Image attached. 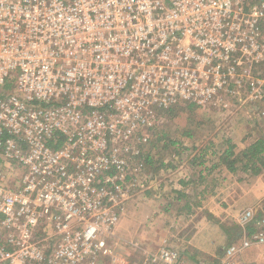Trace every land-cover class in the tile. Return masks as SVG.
Here are the masks:
<instances>
[{
  "label": "built area",
  "instance_id": "obj_1",
  "mask_svg": "<svg viewBox=\"0 0 264 264\" xmlns=\"http://www.w3.org/2000/svg\"><path fill=\"white\" fill-rule=\"evenodd\" d=\"M186 103L264 120V0H0V264L110 257ZM237 222L220 264H264V215ZM147 261L181 264L168 247Z\"/></svg>",
  "mask_w": 264,
  "mask_h": 264
},
{
  "label": "crops",
  "instance_id": "obj_2",
  "mask_svg": "<svg viewBox=\"0 0 264 264\" xmlns=\"http://www.w3.org/2000/svg\"><path fill=\"white\" fill-rule=\"evenodd\" d=\"M255 135L252 141V137L241 143L233 141L236 152L258 141ZM211 149L209 154L210 148H197L194 156L176 167L164 160L156 170L153 165L158 160L147 156L148 171L154 170L151 185L127 202L116 238L122 244L140 246L142 251L172 248L181 264H220L227 247L238 242L239 214L264 200V185L253 179L236 181L221 163L223 151L215 146ZM258 255L259 250L253 249L239 261L254 262Z\"/></svg>",
  "mask_w": 264,
  "mask_h": 264
},
{
  "label": "rangeland",
  "instance_id": "obj_3",
  "mask_svg": "<svg viewBox=\"0 0 264 264\" xmlns=\"http://www.w3.org/2000/svg\"><path fill=\"white\" fill-rule=\"evenodd\" d=\"M239 106L237 103H230L227 108L215 106L209 109L197 107L186 109L184 107L174 112L173 118L164 122L166 126L163 128V134L159 136H162V140L157 144V136H154L150 144L151 156L158 160L157 164L153 165L154 170L158 169L160 162L164 160H168L172 167L178 166L185 159L194 156L197 148H210L209 154H211L213 146L221 152L224 151L227 148V140L241 143L246 138L252 137L250 138L252 141L253 134H256L255 139L264 138V120L257 119L255 116L248 118L246 109H240ZM237 151L240 152L241 149L238 148ZM146 167L148 171V165ZM154 170L150 169L148 173L151 175V171L154 172ZM251 179L255 182L258 180V184L263 186L264 170L260 176L247 178V180ZM263 207L264 200L255 206L244 208L241 213L239 212L238 218L246 210H253L256 215H264ZM239 232L240 230L237 229L238 240ZM117 241H119L117 238L111 240L112 255L108 257L109 259L107 258L106 263L100 264H149L147 261L149 251H142V247L131 245L128 242L122 244L119 241L118 244Z\"/></svg>",
  "mask_w": 264,
  "mask_h": 264
},
{
  "label": "trees",
  "instance_id": "obj_4",
  "mask_svg": "<svg viewBox=\"0 0 264 264\" xmlns=\"http://www.w3.org/2000/svg\"><path fill=\"white\" fill-rule=\"evenodd\" d=\"M186 105V106H184ZM184 107L186 109H194L196 105L186 103L182 105L175 106L168 111L164 112L166 116V120H170L173 118L174 112L178 110H182ZM198 108V107H197ZM166 123L162 124L163 127L159 130L157 129L156 143L162 140L163 128L166 126ZM154 138V136H153ZM227 148L222 152L220 160L222 165L226 168V170L233 175V178L241 182L249 177L259 176L264 170V140L259 139L246 149L236 152V145L233 144L231 140H227L226 142ZM249 176V177H248ZM252 232V230H250Z\"/></svg>",
  "mask_w": 264,
  "mask_h": 264
},
{
  "label": "water",
  "instance_id": "obj_5",
  "mask_svg": "<svg viewBox=\"0 0 264 264\" xmlns=\"http://www.w3.org/2000/svg\"><path fill=\"white\" fill-rule=\"evenodd\" d=\"M262 212L264 213V207L262 208Z\"/></svg>",
  "mask_w": 264,
  "mask_h": 264
}]
</instances>
